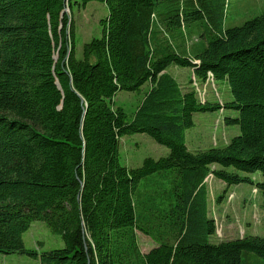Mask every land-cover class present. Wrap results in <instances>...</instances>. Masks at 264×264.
Returning <instances> with one entry per match:
<instances>
[{"label": "trees", "instance_id": "1", "mask_svg": "<svg viewBox=\"0 0 264 264\" xmlns=\"http://www.w3.org/2000/svg\"><path fill=\"white\" fill-rule=\"evenodd\" d=\"M91 1L107 13L100 35L77 55L70 12ZM227 4L0 0V256L25 254L39 264H264V236L211 240L208 176L254 184L264 208V11L223 28ZM169 66L189 68L199 84L211 75L229 97L200 100L192 79L183 86ZM120 91L140 97L130 120L116 105ZM218 110L237 113L224 123L239 134L221 147L188 148L193 114ZM136 133L167 154L122 165L120 139ZM34 221L57 233L62 247L39 255L25 248ZM138 232L153 242L147 251Z\"/></svg>", "mask_w": 264, "mask_h": 264}, {"label": "rangeland", "instance_id": "2", "mask_svg": "<svg viewBox=\"0 0 264 264\" xmlns=\"http://www.w3.org/2000/svg\"><path fill=\"white\" fill-rule=\"evenodd\" d=\"M264 11V0H228L225 9L223 28L239 25ZM107 10L100 2L91 1L84 8L73 7L70 16L75 24L76 51L80 55L82 45L93 37L100 35L99 20ZM198 35V34H197ZM196 40L195 37L192 38ZM167 71L174 75L183 85H188L193 75L189 68L169 66ZM203 84L193 81L199 99L219 101L229 97L228 88L222 82L213 79ZM132 92L120 91L116 95V105L123 108L126 119L132 118L140 97ZM236 117L237 113L229 110L213 112H197L193 114L194 125L186 129V145L191 150L208 149L225 145L232 137L239 134L235 125H226L224 117ZM167 154V148L156 143L145 133L126 135L120 139L119 161L127 167H137L146 157L158 158ZM243 174L242 172H240ZM254 181H261L260 173L248 174ZM206 187L208 191V214L215 221V234L212 241L228 240L243 236H264V208L261 205V195L254 184L240 183L227 185L224 182L208 176ZM142 251H147L153 244L144 234L137 233ZM25 248L34 250L38 255L44 251L61 248L60 236L51 231L43 222L34 221L22 236ZM0 264H39L38 259L25 254L10 253L0 256Z\"/></svg>", "mask_w": 264, "mask_h": 264}, {"label": "bare ground", "instance_id": "3", "mask_svg": "<svg viewBox=\"0 0 264 264\" xmlns=\"http://www.w3.org/2000/svg\"><path fill=\"white\" fill-rule=\"evenodd\" d=\"M210 77H212L211 75H208V78H207V80L206 81H208V80H210ZM212 79V78H211ZM192 80H195V81H197L194 77H192ZM201 83V82H200ZM195 93V92H194ZM201 95V93H199L198 94V97Z\"/></svg>", "mask_w": 264, "mask_h": 264}, {"label": "water", "instance_id": "4", "mask_svg": "<svg viewBox=\"0 0 264 264\" xmlns=\"http://www.w3.org/2000/svg\"><path fill=\"white\" fill-rule=\"evenodd\" d=\"M54 59H55V60L57 59V54H55Z\"/></svg>", "mask_w": 264, "mask_h": 264}]
</instances>
